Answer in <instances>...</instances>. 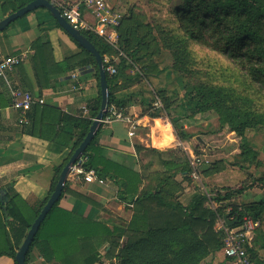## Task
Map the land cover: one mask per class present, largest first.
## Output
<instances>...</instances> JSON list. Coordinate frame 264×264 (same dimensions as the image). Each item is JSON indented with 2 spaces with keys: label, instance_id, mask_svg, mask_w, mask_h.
Masks as SVG:
<instances>
[{
  "label": "crops",
  "instance_id": "1",
  "mask_svg": "<svg viewBox=\"0 0 264 264\" xmlns=\"http://www.w3.org/2000/svg\"><path fill=\"white\" fill-rule=\"evenodd\" d=\"M19 1L27 3L32 0ZM84 13L86 19L94 23L92 12L85 10ZM5 17L7 16L4 15L0 0V21ZM39 38L45 45L39 47V54H36L33 45ZM20 54L26 55L24 63L0 77V188L13 184L22 199L37 210L50 196L56 179L55 169L65 165L74 150L24 134L23 130L28 124H20V119L25 117L29 121L34 106L24 112L14 109L13 91L29 92L33 97L45 101L42 106L58 108L73 119L88 118L99 100L102 104V95L95 66L83 53L82 47L47 9L40 8L25 15L0 33V60ZM82 61H87L88 64L82 67ZM115 62L119 64L120 59L117 58ZM134 68L137 70L129 68L126 73H139L141 81L126 85L121 79L119 85H123V88L116 94L118 99L126 101L125 107L120 111L129 120L101 124L95 143L102 150L104 159L124 168L121 177L100 176L104 182L94 183L69 180V188L90 201L66 194L60 201L61 207L103 223L111 229H127L134 215L143 211L142 204L137 200L149 191H159L165 203L180 204L187 211L196 197L203 196L206 199L204 207L217 213L214 229L221 232L224 216L232 210L229 203L240 207L259 204L264 206V189L256 181L260 176L254 171H247L242 165L230 169L223 161L219 172L208 175L206 171L214 162L208 155H204L206 163L201 172L204 186L192 181L189 175L185 177L186 173L183 174L181 170V166L186 163L184 156L189 164L190 156L199 154L197 148H192L191 139L195 138L203 147H206L205 142L195 135L197 127L192 120L179 116L174 87L163 82L170 73L160 66L158 74L145 76L137 66ZM76 72L80 73L78 80L82 84V89L79 90L73 89V75ZM160 91L173 104L171 112L163 110L159 116L151 106L159 110L155 107V102L160 99ZM84 106L89 109L87 116L82 110ZM162 106L161 109H164L163 103ZM175 113L178 124L192 138H180L172 124ZM203 122L208 124L207 121ZM60 130L77 135L79 133L73 122L62 123ZM131 132L134 133L132 136ZM179 149L183 151L182 154ZM226 187L242 191L232 200L217 202L214 198L216 191L222 192ZM224 207H227L224 214L219 216V209ZM260 222L261 227L254 233L250 254L257 264H264V213ZM127 241L128 238L124 237L122 244ZM107 250V246L101 249L102 258L96 264H119L117 258L110 259L106 256ZM0 264L16 263L11 257L4 255L0 256ZM29 264L59 263L45 261L40 252L34 249L30 254ZM200 264H227V259L221 249L210 253Z\"/></svg>",
  "mask_w": 264,
  "mask_h": 264
},
{
  "label": "trees",
  "instance_id": "2",
  "mask_svg": "<svg viewBox=\"0 0 264 264\" xmlns=\"http://www.w3.org/2000/svg\"><path fill=\"white\" fill-rule=\"evenodd\" d=\"M28 3L1 0V7L4 15L8 16ZM169 12L168 21L173 27L172 32L179 35L180 46L187 49L192 41L224 54L238 63L264 92V0H179L178 5ZM118 32L120 47L127 57L121 58L116 65L117 75L110 76L107 73V81L110 92L109 107L115 106L120 110L125 107L126 101L116 97L117 92L123 88L119 81L124 80L126 85L141 81L139 73L128 75L126 70L138 65L145 76H150L158 74L160 69L155 59L146 61L156 37L149 23L142 20L135 10L125 15ZM82 33L96 46L102 58L106 54L114 55L112 48L102 39L91 33ZM163 33L171 40V32L164 30ZM43 45L45 44L40 38L34 42L36 54H39V47ZM158 50L153 49L151 54L155 55ZM82 51L95 66L96 76L100 80V70L95 58L85 49L82 48ZM87 64V61H82L81 66ZM231 92L221 87L196 86L189 99V103L194 105L192 116L210 111L217 113L220 128L228 124L230 131L236 132L244 141L241 159L261 167L258 153L251 149L245 135L248 129L264 126V114L238 105V101L242 99H235ZM159 94L162 95L160 100L164 109L156 110L153 106L151 109L160 116L163 110L171 112L173 103L163 91ZM100 109L101 100L88 118L73 119L58 108L36 104L23 133L75 151L87 136ZM65 122H73L75 129L79 130L78 135L59 131V127ZM172 124L180 138H192V135L178 124V120L172 121ZM98 135L99 132L85 153L89 157L85 168L95 169L101 177H121L124 168L102 157V150L95 144ZM65 165L55 169L56 179L50 196ZM222 165L223 160L215 161L206 174L219 172ZM181 167L182 173H186L187 177L191 170L189 164L185 163ZM256 181L264 189V171ZM241 191L226 187L222 189L224 193L221 190L216 191L214 198L217 202L224 203L232 200ZM66 194L90 201L73 192L67 184L61 199L52 208L35 237L27 255V264L34 249L40 252L45 261L59 264H96L101 261V249L106 246L109 247L106 256L110 259L117 258L119 264H200L210 253L223 248V234L214 229L218 215L204 207L206 199L203 196L196 197L187 211L180 204L165 203L159 191H149L137 200L142 204L143 211L134 215L127 229H111L103 223L84 218L61 207L60 201ZM47 201L35 210L16 192L13 184L0 188V256H9L18 264L16 254ZM228 206L232 207V214H248L256 220H260L264 213L262 204L240 207L229 203ZM226 208L219 209V216L224 214ZM124 237H127L128 241L122 244Z\"/></svg>",
  "mask_w": 264,
  "mask_h": 264
},
{
  "label": "rangeland",
  "instance_id": "3",
  "mask_svg": "<svg viewBox=\"0 0 264 264\" xmlns=\"http://www.w3.org/2000/svg\"><path fill=\"white\" fill-rule=\"evenodd\" d=\"M110 1L119 10L123 18L130 11L135 10L140 18L151 26L156 42H152L150 54L147 55L146 61L153 58L158 68L161 66L170 73L168 77L165 76L163 82L174 87V97L178 103L179 116H188L186 119L192 120L191 122L197 127L195 135L200 136L206 145L203 147L194 138L191 139L192 148H197L199 154L208 155L213 162L223 160L230 169L244 166L247 171H254L260 176L264 171V126L260 125L254 129H248L245 135L251 149L258 153L262 163L261 167H257L255 164L251 165L241 159L240 153L241 149L245 147L244 141L236 132L230 131L228 124L220 128L217 113L210 111L203 115L199 114L195 118L192 116L194 105L189 103L191 92L196 86L208 85L224 88L229 93L232 91L235 99H242L238 101V105L241 104L252 111L264 114V92L259 89V86L252 81L238 63L228 59L224 54L212 50L207 45L191 41L187 49L182 45L180 46L179 35L172 32L173 27L168 21L169 11H173L179 0H171V2H167V0ZM164 30L171 32V40H168V36L163 33ZM150 37L148 39H151ZM156 48L159 49L158 52L155 55L151 54V51ZM174 53L176 55H173ZM126 57H119V59H126ZM136 66L139 68L138 65ZM136 66L134 65V67ZM133 69L137 70L136 68ZM158 96L162 98V95L159 94ZM176 116L177 113H175L172 121L178 119ZM203 121H207L208 126ZM179 152L183 153L181 149ZM184 160L186 163L188 162L185 156Z\"/></svg>",
  "mask_w": 264,
  "mask_h": 264
},
{
  "label": "built area",
  "instance_id": "4",
  "mask_svg": "<svg viewBox=\"0 0 264 264\" xmlns=\"http://www.w3.org/2000/svg\"><path fill=\"white\" fill-rule=\"evenodd\" d=\"M61 13V15L75 28L81 32L91 33L102 39L114 51V55L106 54L103 57V64L107 66L106 72L110 76H115L118 73L115 61L119 57H126L119 42L118 29L121 26L122 14L116 9L110 0H48ZM85 10L92 12L94 23H90L85 17ZM26 60L25 54L16 56H7L0 60V77H4L8 71L14 70L24 63ZM79 72L73 75L75 85L74 90L82 89V84L79 82ZM43 99L33 97L29 92L15 90L12 93V106L20 111H27L36 104H44ZM155 107L162 108V102L157 99ZM85 116L89 114L88 107L82 108ZM116 120H129L115 106L108 107L105 113L102 124H110ZM20 124L27 125L28 120L24 117L20 119ZM134 133L131 132L132 136ZM89 161V157L85 154L70 167L69 180L83 181L85 183H94L95 181L104 182L95 169L87 170L85 165ZM206 159L202 154H192L189 158L190 174L192 181L202 184L201 172L205 165ZM204 186V185H203ZM204 188V187H203ZM228 211L229 221L239 220V223L230 227L225 218L222 223L221 232L223 234L222 242L227 264H256L252 259L250 250L254 240V233L260 229V220L254 219L252 216L245 214L240 216L238 213Z\"/></svg>",
  "mask_w": 264,
  "mask_h": 264
},
{
  "label": "water",
  "instance_id": "5",
  "mask_svg": "<svg viewBox=\"0 0 264 264\" xmlns=\"http://www.w3.org/2000/svg\"><path fill=\"white\" fill-rule=\"evenodd\" d=\"M47 9L52 16L58 21L59 25L87 52L91 53L92 56L95 58L99 70H100V87H101V95H102V104L99 114L93 121L89 132L83 142L79 145V147L74 151L71 158L69 159L68 163L63 168L59 180L55 186V189L50 196L49 200L43 207L42 211L40 212L39 216L33 222L31 228L26 234L25 239L23 240L17 254H16V262L18 264H27L26 259L27 255L30 251V248L35 240L37 233L39 232L42 223L45 221L46 217L55 206V204L61 199L69 174H70V167L74 165L87 151L92 141L95 139L99 128L101 126V120L103 119L105 113L108 111L109 107V85L107 81V72L105 66L103 64V58L99 51L97 50L96 46L77 28L72 26L60 13V11L52 5L48 0H32L25 6L19 8L15 12L11 13L4 19L0 21V33L4 32L8 29L15 21L28 15L29 13L37 10V9ZM227 224L230 227H233L239 223V220L236 219L234 221H229V215L224 216Z\"/></svg>",
  "mask_w": 264,
  "mask_h": 264
}]
</instances>
